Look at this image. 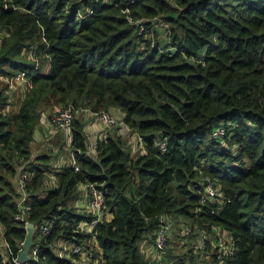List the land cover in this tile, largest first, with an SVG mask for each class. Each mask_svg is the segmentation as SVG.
Wrapping results in <instances>:
<instances>
[{"label": "trees", "instance_id": "16d2710c", "mask_svg": "<svg viewBox=\"0 0 264 264\" xmlns=\"http://www.w3.org/2000/svg\"><path fill=\"white\" fill-rule=\"evenodd\" d=\"M6 3L0 0V78L27 72L31 89L8 111L14 101L0 80V248L6 242L17 257L30 222L40 252L27 264H153L140 244H153L165 216L231 238L223 264H264V0ZM67 106L118 111L145 152L131 155L113 126L87 154L86 124L75 116L78 171L67 164L54 171V156L34 155L30 145L41 115ZM218 126L225 135L213 140ZM23 174L28 198L18 207ZM205 177L220 188L221 202L200 205ZM87 183L99 186L110 217L90 233L78 228L95 218L74 207ZM179 237L194 238L195 249L169 247L163 264H202L196 235ZM60 245L82 252L58 257ZM213 247L207 264H217L218 248L207 241L205 249ZM0 264L13 263L0 254Z\"/></svg>", "mask_w": 264, "mask_h": 264}, {"label": "built area", "instance_id": "2783aa9c", "mask_svg": "<svg viewBox=\"0 0 264 264\" xmlns=\"http://www.w3.org/2000/svg\"><path fill=\"white\" fill-rule=\"evenodd\" d=\"M3 2H4V6L7 7L8 4L6 3V0H3ZM2 36L3 33H0V45H1ZM28 59L34 62L36 67H38L39 63L37 59L33 56V53L28 54ZM0 80L4 82V84L7 87L5 92L7 96H11L12 94H16L17 92H20L19 97L23 98L26 92L31 89V79L27 75V72H20L19 74H16L9 78L1 77ZM75 116H82V117L89 116L95 118L99 120L107 128L118 126L119 127L118 133H120V136L125 138V141L127 139L126 147L131 154H136V153L142 154L145 152L144 143H142V141L139 140L136 136L131 135L129 133V130L121 123L120 118L122 115L118 111L112 110L111 112L96 113L88 109L76 110L72 106L57 107L55 110H53V113L49 117V126L51 130H54L56 132L61 131L63 133V143H64L63 149L65 151H69L66 164L73 167L74 171H78V166L75 164L74 161L75 160L74 152L71 150V141H72L71 127ZM224 135H225L224 127L218 126L212 131L210 137L213 140L215 139L221 140L224 137ZM104 138L105 135L99 137L100 140ZM156 146L160 151V153L162 154L165 153V149H166L165 140L158 142ZM76 153L79 154L80 152L76 151ZM87 154H94V148H90L88 146ZM25 180H27V176L25 174H23L22 177L18 179V189L21 193L18 207H21L22 204L28 198L24 189ZM202 184L205 188L199 200L200 205H204L207 203H214L218 201L220 198V193H219L220 188L218 187V185L213 181H211V179L208 177H205L203 179ZM84 188L87 191L86 192L87 200L82 211L84 213L90 214L95 219L92 221V223H88V222L80 223L78 230L79 232L90 233L92 228H94L95 224L100 222L102 218L105 216L104 196L101 189L96 184L87 183L84 186ZM221 200L222 199H220L218 202H221ZM16 220L23 221V217L17 216ZM27 223H25V225ZM159 223H160V228L157 229L155 233L153 244L147 247L146 250L143 247H140L142 253L145 256V260L153 264H163L167 261L165 255L169 248L168 242L172 231V229L170 228L171 225L170 218L161 216L159 218ZM48 231H49V226L45 224L41 227L40 234L42 236H45L48 234ZM2 233L3 230L0 226V236L2 235ZM193 233H195L193 226L187 224H185V226L182 225L181 228L182 237H190L191 235H193ZM197 235H198L197 245L198 248H200L201 250L205 248L207 241L211 242V244L214 243L215 246L218 248L217 264H223V260H221V255L223 251L225 254L228 255L232 254L234 249V242L229 237L221 238L220 232L217 229H214L213 235L205 233L204 231L202 232L198 231ZM214 235L216 238L214 237ZM39 252L40 250L38 247H31L28 253L29 260L37 261ZM65 252H68L66 254L77 255V254H81L82 249L77 248L75 246L65 247V245H60L58 246V250H56L55 253L53 251V253L58 257H62L63 255H65L64 254ZM0 254L2 255L4 261L12 262L13 264H20L18 263V255L17 257H12V253L9 250V245L6 242H2L0 248ZM28 261H26L23 264H27ZM166 264H171V263L167 262Z\"/></svg>", "mask_w": 264, "mask_h": 264}, {"label": "crops", "instance_id": "0c3cea01", "mask_svg": "<svg viewBox=\"0 0 264 264\" xmlns=\"http://www.w3.org/2000/svg\"><path fill=\"white\" fill-rule=\"evenodd\" d=\"M19 94L20 92H17L14 95L16 98H18ZM16 104L17 106H19L18 101ZM9 110L14 112L11 108H8V111ZM52 113L53 111L44 112L41 115L39 123L37 124V127L35 128L34 135H33V141L30 146L32 149V153L34 155H38V154L53 155L54 160L52 163V166H53L52 169L54 171H58L60 168L64 166V164L67 163V158L65 159L64 156L61 153H59V146H64L63 133L61 131L56 132L54 130H51L49 126V117ZM82 118L86 124L84 131L87 136L88 146L90 148H93L96 145V141L99 139V137L103 135L106 136L107 132L112 128L105 127L99 120L95 118H92L89 116H85ZM51 146H56V150H53ZM50 179L54 180L51 175H50ZM78 192H80L81 197H84L82 199L83 207L81 208V210H83L86 200H87V196H86L87 191L85 190L84 186H80L78 188ZM150 245L152 244H147L146 242H142L140 244V247H143L146 250V248L149 247Z\"/></svg>", "mask_w": 264, "mask_h": 264}, {"label": "rangeland", "instance_id": "374dc122", "mask_svg": "<svg viewBox=\"0 0 264 264\" xmlns=\"http://www.w3.org/2000/svg\"><path fill=\"white\" fill-rule=\"evenodd\" d=\"M47 68H48V66H47V64L45 63V62H43V64H42V70L43 71H46L47 70ZM12 94V93H11ZM10 94V95H11ZM10 97V100L11 101H14L15 102V104L13 103V106L12 107H10L14 112H16L17 110H18V106H17V98L15 97V95L14 94H12L11 96H9ZM10 101V102H11ZM62 147L63 146H59V153H61L63 156H64V158L66 159V158H68V152L69 151H65V150H63L62 149ZM51 148L53 149V150H56V146H51ZM57 148H58V146H57ZM47 149V148H46ZM47 151V150H46ZM46 153V152H45ZM131 155H133V154H131ZM50 180H52V179H50ZM53 182L55 181V180H52ZM51 181V182H52ZM52 182V183H53ZM51 184H49V186H50ZM78 197H79V200L77 201L78 202V204L76 205V204H74V207L77 209V210H79V209H81L82 207H83V205H82V199L84 198V197H81L80 196V192H78ZM76 202V203H77ZM80 211H82V210H80ZM105 218L106 219H110V217L108 216V215H105ZM171 222V221H170ZM187 225H191V224H188V223H186ZM182 225L183 226H185V224L184 223H179V224H177V225H174V223L173 222H171V225H170V228L172 229V231H171V236H170V239H169V241H170V244H169V247L170 248H173V249H175L176 250V253H181L182 251H187V249L188 248H194L195 249V247L196 246H191V247H189V244L190 243H192V242H195L194 241V238H180L179 237V235L180 236H182L181 235V228H182ZM180 228V229H179ZM193 228H194V232L195 233H193V235H196V239H198V235H197V232L199 231L194 225H193ZM180 230V231H179ZM199 232H202V231H199ZM206 233V232H205ZM144 242H147V241H144ZM196 244H197V242H196ZM65 247H67L66 245H65ZM184 247H186V248H184ZM197 251H200V252H196V254L197 253H199V256H197L198 257V259L202 262V264H207V262H211V254L213 253V251H214V248H211V249H203V250H197ZM185 261H186V259H185ZM212 264V263H211Z\"/></svg>", "mask_w": 264, "mask_h": 264}, {"label": "water", "instance_id": "95a60500", "mask_svg": "<svg viewBox=\"0 0 264 264\" xmlns=\"http://www.w3.org/2000/svg\"><path fill=\"white\" fill-rule=\"evenodd\" d=\"M124 155V165L127 164V157H126V152L123 151ZM25 231H26V237L24 242L21 245V249L18 253V263L23 264L26 261L29 260V250L33 246V236H34V225L30 222H28L25 225Z\"/></svg>", "mask_w": 264, "mask_h": 264}]
</instances>
